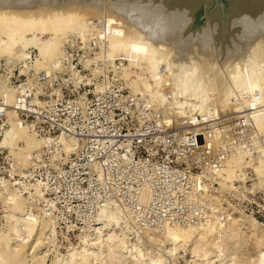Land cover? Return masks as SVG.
Returning <instances> with one entry per match:
<instances>
[{
  "label": "bare ground",
  "instance_id": "bare-ground-1",
  "mask_svg": "<svg viewBox=\"0 0 264 264\" xmlns=\"http://www.w3.org/2000/svg\"><path fill=\"white\" fill-rule=\"evenodd\" d=\"M199 10L201 12L198 14V20L202 22L194 25V19ZM104 18L107 21L106 40L103 41L105 57L112 60L123 55L126 58L128 62V66L125 67L127 68L126 78L136 74L140 84L133 82L135 80L130 77L128 80L133 82L132 87L137 93L145 94L152 111L162 116L164 123L169 126H174V122L178 121L183 123L176 128L171 127L172 130L190 134L191 132L186 130L188 127V130L191 128L190 131L202 134L212 122V120L209 121L210 119L222 116L225 118L224 115L230 113L233 115V112L239 110L242 113L251 110L254 111L252 120L258 130L264 133V0H0V57L9 58L15 56L14 54L17 56L15 52L20 48L22 52L24 48L36 47L39 58L36 62L37 69L33 67L36 52L32 58L33 50H31L30 56L25 59L29 67L23 64L19 67V72L20 68L23 70L20 73H28L27 70L30 67L34 70L42 68L49 78H47L48 81H52L50 74L61 70L62 65H65L63 69L72 77L74 89L77 91L76 97L69 99L68 102L81 101L85 93L77 90L78 85L92 83L94 80L90 73H80L74 67L75 63L66 56L65 51V43L69 38L65 39L61 45L62 39L75 30L84 35L88 27L94 31L93 34H97L99 21L102 23ZM94 19L99 21L94 22ZM87 41L77 38V43L74 40V45L77 48H85ZM69 43L72 44L71 41ZM97 44L100 48L103 43L97 42ZM60 45L64 50L62 54L59 52ZM99 48H96L95 52ZM95 52L90 58L79 60L84 66L83 69H90L94 75L97 72L99 74L113 72V78L123 79L122 84L128 87L119 69L115 71L108 62H104L101 68L94 71L99 66V59L94 60ZM59 54V60L54 66V62L50 63L49 58L58 57ZM100 54L101 52L97 56ZM22 55L26 56V53ZM46 61H49L50 65ZM92 61H96L97 66L89 67ZM114 61L120 66L119 59ZM122 62L126 61L122 60ZM104 65L107 66L104 68ZM134 67L145 71V74L138 75L137 71L133 70ZM108 79L110 81L109 77ZM25 80L10 84L15 92L11 107L0 98V109L4 110V115L0 116L2 120L0 146L5 147L8 152L9 148L11 149L15 163L24 167L28 166L26 178L21 177L18 172V177L5 176L0 172V186L3 190L12 186L21 189L23 180L35 184L34 195L40 194V186L44 193V198L41 200L44 210L54 218L56 227L62 219L65 221L67 230H71L74 227L73 220L68 222L69 217L61 213L62 208L58 204V201H68V199L59 198L61 197H58L59 190L56 191L55 188L50 187L47 180L36 178L37 170L34 167L37 162L33 157H40L43 153L50 152L53 153L54 158L68 160L71 151L77 150L78 142L66 131L49 133L46 130L44 132L42 129L45 127L38 125V120L39 122L44 120L39 113L51 110L56 102L52 95L60 96L61 87L52 86L48 93L49 99L39 98L40 85H33L28 74ZM94 83L98 88L97 81ZM43 84H47V80ZM31 87L36 90L31 92ZM135 91L132 93L129 88L128 96L136 95ZM235 97L238 98L237 103L234 102ZM5 107L12 108L24 124L30 125L31 130L35 132V137L45 139L36 140L33 133L31 134L13 120L16 116L11 111L7 113L6 121ZM43 108L45 109L42 111ZM20 111L27 117H21ZM32 114L35 118L29 119L28 116ZM47 114L52 115V113ZM225 119L218 120L222 122ZM51 121L54 125V121ZM7 122L9 127L4 131L2 139V132L7 127ZM184 124L186 126H183ZM215 124L217 123H213L212 126L214 127ZM40 129L43 132H40ZM237 130H242V127L237 126ZM212 132L208 134L206 129V135L211 139L206 137L202 147L207 154L203 152L201 146L199 147L203 140L198 139L194 147V152L205 154L201 170L177 169L181 176L178 177L180 179H178L177 188L172 191L173 194L181 192L187 196L186 201H195L198 206L193 208L191 203L187 204L188 207L182 206V209L186 210L185 213H180L175 206L178 204L175 203L157 206V199L154 198L157 193L155 187L161 186L165 179L161 181V177L155 171L148 179L145 178L134 187L137 188L136 191L126 188L131 187V184L127 183L125 188L130 190L128 196L122 193L123 187L118 188L120 190L118 194L106 193V197L100 199L92 214H89L90 220L82 216L76 217L84 221L82 226H78L79 231L76 233L78 240L79 234L85 229L94 233V227L99 224L102 230H97L96 236L90 240H87L86 235L83 236L81 244L70 245L62 258L58 255L54 257L52 264H125L126 260H129L131 264H163L161 258L151 259L147 256L148 253L142 251L139 239L128 245L131 233H129L127 222L114 208H123L141 228H156L165 224H188L184 227L166 225L167 227L165 226V229L159 232L142 230L143 237L150 242L157 240L169 242L170 255H174L178 246L179 248L192 246L191 253L195 258L193 261L199 264L222 262L227 254L230 255L229 258L227 257L229 262L227 264H264L263 244L259 246L253 258L236 254L240 245L244 244V239L241 230L236 226L237 220L228 219L229 213L235 207L246 215L255 217L252 213H246L238 204L244 203L245 200L249 201L251 199L249 193L252 194L256 188L264 187L258 185L257 177V174H262L264 171V158H262L264 155L258 156L261 158H257L259 160L254 164L253 169L247 170L245 178L241 179L242 168L238 163L239 157H244L248 163L251 158L245 155L252 154V151L247 153L248 150L246 151L240 142L238 145L236 142L235 145L231 144L236 138L235 135L229 137L225 134L224 136L221 134L222 129L219 128L215 136L211 135ZM19 142L24 143L22 148L18 146ZM251 145L254 144L251 143ZM13 147H17L18 150L13 151ZM35 148L39 149V152L38 150V153L32 152L28 161L26 152ZM260 153L263 152L260 151L258 155ZM125 156L128 158L122 159L121 162L128 160L131 155L125 154ZM93 161V167L98 170L97 177L102 181L105 175L101 169L99 170L98 165L101 160ZM15 169L12 168L10 174L15 172ZM137 169L140 168L137 167ZM128 172L131 175V172ZM108 174V178L102 185L103 188L109 183L113 184L114 180L111 177L113 175L109 172ZM247 181L250 183L248 184ZM185 183L187 185H184ZM7 193V196L2 193L5 196L3 200L8 227L6 232L0 234V264H26V257H29L26 254L23 258L26 246L30 245V249L35 250L45 245L43 248L47 246V251L44 255L30 254L32 264H44L45 255L51 250L54 242L55 232L52 221L47 219L43 212L37 214L29 211L26 208L27 200L21 199L18 192H13L9 188ZM51 193H55V196H51ZM213 194H219L220 199L214 198ZM30 197H33V194ZM175 200L180 201L179 197ZM71 203L72 201L69 200L66 205L68 209L75 207ZM177 213L181 218L176 216ZM182 218L183 220L180 221ZM227 220H229L227 225L219 224L226 223ZM189 223L197 225L192 226ZM199 223L203 224L198 225ZM255 225V221L250 219L249 226L255 227ZM62 232L67 234L68 231ZM256 238L257 242H260L259 237Z\"/></svg>",
  "mask_w": 264,
  "mask_h": 264
},
{
  "label": "built area",
  "instance_id": "built-area-1",
  "mask_svg": "<svg viewBox=\"0 0 264 264\" xmlns=\"http://www.w3.org/2000/svg\"><path fill=\"white\" fill-rule=\"evenodd\" d=\"M89 36L87 46L78 47L81 52L74 67L80 73H90L99 87L96 88L94 81L80 83L77 90L84 91L85 96L81 101L68 102L69 99L75 98L77 93L73 79L68 75L69 80L66 82L70 84L67 86L68 91L64 93L61 89L60 96L52 95L56 102L50 111L43 108L44 112L39 113V116L42 115L44 120L40 122L38 120V125L45 127L42 129L44 132L66 131L67 134L74 136L78 142L77 150L68 155V160L54 158L50 152L43 153L40 157L34 156L33 159L37 162L34 167L37 170L36 178L47 180L50 187L59 190L58 197L61 196L59 198L65 197L75 205L68 209L66 206L68 201H58L60 205L58 206L62 208L61 213L69 217L68 222L73 220V229L84 223L76 217L82 216L90 220L89 214H92L96 203L106 197V193L118 194L120 193L118 188L123 187L122 193L128 196V191H136L137 188L134 187L145 178L148 179L155 171L158 172L161 181L165 179L161 186L155 187L157 193L154 198L157 199V206L175 203L178 204L175 206L180 213H185L186 210L182 209V206L188 207L189 203L193 204V208L198 206L195 201H186L187 196L181 192L173 194L172 191L177 188L180 179L178 177L181 176L177 169L201 170L205 154L194 152V147L198 139L204 140V134H183L172 130L171 126L164 123L162 116L152 111L145 94L128 96L129 87L122 84L123 79H114L113 72L107 71L105 74L97 72L94 75L90 69H83L84 66L79 60L90 58L96 48H99L98 40L91 34ZM70 60H73L71 56ZM104 62H108V59L99 58L98 65L101 66ZM92 65L96 66V61H92L89 67ZM39 74V79L47 77L44 72L40 71ZM44 81L37 82V86L40 85L38 97L49 99L48 93L51 90L43 84ZM30 91L32 92V89ZM47 113L52 115L49 116ZM51 120L54 121V125ZM207 130L210 134L212 128L208 127ZM43 131L40 129V132ZM125 154L131 156L121 162L122 159L128 158ZM93 160H101L98 166L105 175L102 181L97 177L98 170L93 167ZM127 171H130L131 175ZM108 172L113 175L111 177L114 181L103 188L102 185L109 176ZM127 183H130L131 187H128ZM125 186L130 190H126ZM51 196L54 197L55 193H51ZM177 197L180 199L179 202L175 200ZM177 214L176 216L181 218L179 213ZM182 220L183 218L180 221ZM59 221L65 225V221L62 219Z\"/></svg>",
  "mask_w": 264,
  "mask_h": 264
},
{
  "label": "rangeland",
  "instance_id": "rangeland-1",
  "mask_svg": "<svg viewBox=\"0 0 264 264\" xmlns=\"http://www.w3.org/2000/svg\"><path fill=\"white\" fill-rule=\"evenodd\" d=\"M200 12H201V10H199L197 12L196 16H195L194 25H199L202 22V21L198 20L199 19L198 14ZM98 21L99 20L97 19L94 22H98ZM104 21H106L105 18L102 20V23H101V21H99L97 34H93L94 31L92 29H90L91 27H88L87 30H86V33L84 35L79 34L75 30L72 33H70V34L66 35L65 37H63L61 45L63 44L65 39L69 38V40L65 43V51H66V56L69 59H70V56H71V58L73 59L72 60L73 63H75L78 60L79 53L81 52V49L77 48L76 45H74L75 43H77V38L78 39L80 38L81 40L86 42V40H88V38L90 37L89 36L90 33H92L91 36L95 35L94 37L96 38V40H98V42H103V41L106 40L105 32H106V27H107V21L106 22H104ZM102 24H103V28H101ZM74 40L76 41L75 43H74ZM70 41L72 42V44L69 43ZM61 45H60L59 52L62 54V51L64 52V50H63V47L61 48ZM104 47H105V42H103L101 47L95 52L94 60H97L99 58H103V59L106 58L107 59V57H105L106 54H105V51H104L105 50ZM35 48L36 47H34V46H30V47H27L26 49L25 48L22 49V52H20L21 51V48H20V50H17V52H15V53H17V56H16V54H14L15 55V56H13L14 58L13 57H9L8 58L7 56L6 57L5 56L0 57V98H2L4 100V102H6V104L8 106H10V107H11V104L13 103V101H14V98H15V92H14L12 86H10V84H16V83H18V82H20L22 80L24 81L25 79H27V74H28V76L31 77V81L33 82V85H37V82H40L41 80H47V84L46 85L48 86V89H51L52 86H55V87H61V89L64 91V93H66L68 91L69 87H67V86L70 85V84H66L67 80H69V76L63 69V67H65V65H62L61 70H56V72H53L52 74H50L51 75L50 77H51L52 81H48V79H49L48 77H46L45 79L44 78L43 79H39V77H38L40 75L39 72L40 71L44 72L42 70V68H40V69L38 68L39 70H34L33 68L30 67L27 70L28 73H20V72H23V70L20 68V72H19V67L22 66L23 64H25L26 67H29V63L27 61H25V59L30 56L31 50H33L32 51V56H33L32 58H34V53L36 52V56H35L34 63H33V67L36 68V62L39 61V58L37 57V50ZM100 52H101L100 56H97V54H99ZM102 52H103V55H102ZM20 53H21V55H20ZM25 53H26V56H23L22 54H25ZM59 56H60V54L58 55V57L56 56L57 58L56 57L55 58H53V57L49 58L50 63L53 61L54 62V63L52 62L53 65L56 66V64H57V62L59 60ZM116 59H119L121 61L120 66H119V64L116 61H114ZM122 60H125L126 62L124 63V62H122ZM49 61L48 62L46 61V63H48L50 65ZM67 61L68 60L66 59V62ZM108 63H110L111 66H113V69L115 71H117L119 69V72L124 77L127 86L130 88L131 92L133 93V91H135L134 87H132L133 86V82H136L138 84H140V83L138 81V78H137L136 74H131V75L128 76V78L130 77V78L135 80L133 82H130L128 80V78H126L127 77V74H126V72H127L126 69L127 68H125V67L128 66V62H127L126 58H124L123 55H120V56H118L116 58H113L112 60L108 59ZM48 64H47V66H48ZM58 65H59V63H58ZM106 66L107 65H104V68ZM48 67H50V66H48ZM48 67H46V69ZM99 68H101V66L96 67L94 69V71L99 69ZM43 69H45V68H43ZM66 70H67V67H66ZM133 70H136L138 75H144L145 74V71H143L141 69H137V68L134 67ZM129 82H130V84H129ZM35 90H36V88L32 87V91L34 92ZM134 94H138V93L135 91ZM244 97L247 98L246 95H244ZM236 99L238 100V98L235 97V99H234L235 103L238 102ZM10 107H5V110H6V121H7V113L9 111H11L13 113V115L15 114V116H16V113ZM262 107H260V108L263 109L264 107L263 108ZM250 111H247L245 113L240 112V110L239 111H235V113L232 111L234 116L231 113H230L231 115L230 114L229 115L228 114L224 115V117L226 119L222 118L223 116L221 118H217L216 119L217 121L214 119L215 121L212 120V122L214 121L213 123L216 122L217 124H215L214 127H213L212 126L213 123L210 122V125L208 126V127L212 128L213 132H212L211 135L216 134L215 132H216V130L218 128L222 129L223 132H221V134H223L224 136H225V134L228 135L229 137H233L235 135L236 138L234 137L235 139H234V141L231 142V144L235 145V142H236V145H238L239 142H240V145L243 144L241 146L245 147L246 151L248 150L247 153L252 151V154L248 153L249 155H247V154L245 155V156H248V157L251 158L250 160H248V163H246L247 160L244 157H242V156L239 157L238 163L240 164V166L242 168V172H241L242 173V175H241L242 178L241 179L245 178L246 171L250 170L254 166V164H256L258 162V160L262 157L261 154L264 155V151H263L264 150V140H263L264 139V133H262L260 130H258V127L255 125L254 120H252L254 118L253 117L254 114H252V112H254V111H251V113H250ZM19 114L23 118L27 117L24 114V112H22V111H20ZM3 115H4V110L0 109V116H3ZM241 115H243V116H241ZM28 118L29 119H33V118H35V116L34 115H29ZM218 119L220 121H221V119H225V121L220 122ZM13 120L16 121V123H18L19 125L23 126L31 134L33 133L34 138L36 140H44L45 139V138L35 137L36 136L35 132L31 130L30 125H28L26 123L24 124L19 117L16 116L15 118H13ZM0 122H2L1 118H0ZM219 122H220V124H218ZM211 123H212V125H211ZM35 124H36V129H37V122ZM180 124H183V123H181V122L179 123V121L178 122H174V126L175 125L176 126L175 127L171 126V127L172 128H176L178 126H181ZM216 125H217V127H216ZM183 126H186V124H184ZM220 126H222V127L220 128ZM237 126H241L242 130H237ZM8 127H9V123L7 122V127L2 132V139H3L4 131ZM226 127H227V130H226ZM186 128H187L186 130L188 132L196 133V132H193L192 130L190 131L191 128H189V130H188V127H186ZM207 128H205V133H203V134H205L204 135V139L206 137H207V139L209 138L206 135V129ZM262 136H263V138H262ZM210 137H212V136H210ZM260 138H261V140H260ZM209 139H211V138H209ZM257 139H258V142H257ZM0 141H1L0 143H2V140H0ZM201 142L202 143L199 145V147L200 146L202 147L205 144L204 140L201 141ZM259 142H260V144H258ZM251 143L254 144V145H251ZM255 143H256V145H255ZM23 144L24 143L19 142L18 146L21 147V146H23ZM42 146H43V144H42ZM42 146L40 148H42ZM200 148H198V149L201 150ZM255 148H256V150H254ZM203 149L204 148L202 147V150ZM17 150H18L17 147H13V151H17ZM37 150L39 152V149H37V148H35L34 150L32 149V150L26 152V153H28V161H29V157L31 156V153L32 152H37ZM256 151H259V152L262 151L263 153H260V155H258L259 152L257 153ZM11 152L12 151H11L10 148H9V152H8V150L5 147H1L0 146V172H1V174L5 175V176H10V175L12 176L13 175V176L18 177V174H17V172H18L21 177L26 178L25 174H26V169L28 168V166L24 167V166H21V164L19 165V163H15L13 155H12L13 152L12 153ZM203 152H204V150H203ZM24 153H25V151H24ZM204 153L207 154L206 152H204ZM65 154H67V153H65ZM254 154H257V155H254ZM258 156H261V157H258ZM253 157H255V158H253ZM257 158H259V159L257 160ZM262 158H264V157H262ZM16 165H18V166L16 167ZM12 168H16V169H15V172L10 174L11 173L10 170ZM243 174H244V176H243ZM257 177H258V180H259L258 185L259 186H264V171L262 172V174H257ZM21 182H22V185H23L21 189H19L17 186H12L13 188L12 187H9V188L13 192L14 191L18 192V195H19V197L21 199H26L27 200L26 208L29 211H33V213H37V214H40V213L43 212L45 214V216L47 217V219H50L52 221V223H53V227H54L53 229H54L55 233H54V236L53 235L52 236H53V239H54L53 241L54 242L52 244V247L50 246L51 250H49L46 253V255H45V259L46 260L44 261V264H52V260L57 255L62 258L66 254V249H68V247H70V245L71 246H78L79 244H81L83 236L85 237V235H86L87 236V240H90V239H92L93 237L96 236V234L98 232L97 230H99V231L102 230V229H100L102 226L97 224V222H96L95 224H97V225L94 227V233H91L87 229H85L83 232H81L79 234V240H78L77 236H76V233H78V231H79L78 228H75V229H72V230H67V228L65 227L64 223H61V222L59 223L58 227H56V224L54 222V218L52 216H50L44 210L43 206L41 205V200L44 198V196H43L44 193H43V190L40 188V186H39L40 194L37 193V194L34 195L35 189L33 188V186L35 184L33 185L32 183L26 182V181L24 182L23 180ZM4 183H5V181H4ZM247 183L249 184L250 181L249 182L247 181ZM38 185H40V184H38ZM19 186L21 187V183L19 184ZM9 188H7V190L6 189L3 190L2 187L0 186V190L2 191V192H0L1 193V195H0V234H3L4 232H6V229L8 227V224H7L8 221H6V219H5L6 218L5 217L6 210L4 209V200H3L4 198L3 197L7 196V194H8L7 191H8ZM2 193L5 194V196ZM31 194H33V197H30ZM249 195H250L251 199L249 201L245 200L244 203H240V204H238V206L240 208H243L246 213H250V214L252 213L263 224H261L255 217H253L251 215H246L244 212H242L240 209H237L236 207H235V209H233L231 211V213H229L228 219L237 220L236 221V226H238L239 230H241L240 232H241V235L243 236V239H244V244L240 245V247L238 249L239 251L236 254H238V256H243L244 255V257H248V258L252 257L253 258L256 255L259 246L262 245V244L264 246V226H263L264 225V187L262 189L261 188H256L255 191L252 192V194L249 193ZM213 197L214 198L217 197V198L220 199L219 194H213ZM234 204H236V202H234ZM114 209L120 216L124 217V219L127 222V227L129 229V233H131L129 235L128 243L129 242L130 243L128 245H130L132 242L134 243V241L139 239L141 241V249H142V251L148 253L149 255H147V256L150 257L151 259H153V258L155 259L157 257L161 258L163 264H185V263L186 264H195V263L199 264V262L197 263V261H193V259H195V258L192 257L193 255L191 253L192 246L185 247V248L181 247V246L179 248V246H178L176 252H174V255H170V252L168 250H170L171 245H170L169 242L160 241V240L151 241L150 242V241L146 240L145 237H143L144 233H143L142 230H148V231H151V232H159V231H163L165 229L166 225L167 226H171V227H174V226L184 227V226H187L188 224H179V225L165 224L162 227L141 228V227L137 226L136 222L132 218H130V216L127 214V212H125V210H123V208H114ZM250 219L255 221V223H256L255 227L249 226V220ZM228 222H229V220H227L226 223H219V224L221 226H223V225H227ZM203 223L205 224L206 222H203ZM203 223H199L198 225H201ZM190 225L196 226L197 224H190ZM62 231H68V232L66 234L65 232H62ZM68 236L71 238V240H70V238H68ZM256 237H259V240H260V237H261L262 241L260 240V242H257V240H256L257 238ZM72 240L75 241V242H73ZM76 240H78V241H76ZM44 241L46 242L47 240H44ZM44 246H42L39 249H35V250H34L33 247H32L33 249H30L31 248L30 245L26 246V248H25V250L23 252V258H24V255L25 256H26V254L29 255V257H26V261H27L26 264H32L31 255L33 256L35 253H37V256L44 255L45 252L47 251V246L45 248H43ZM189 249H190V251H189ZM32 253H34V254H32ZM227 257L229 258L230 255L227 254L226 258ZM226 258H224V260H223L224 262L223 261L222 262H216L215 264H218V263L219 264L220 263L221 264H227V263H229L227 261L228 258L227 259ZM29 259H31V260H29ZM125 264H131V263H130L129 260L128 261L126 260Z\"/></svg>",
  "mask_w": 264,
  "mask_h": 264
}]
</instances>
